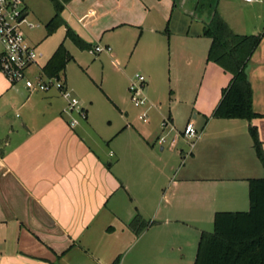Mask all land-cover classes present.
Returning <instances> with one entry per match:
<instances>
[{
  "label": "crops",
  "instance_id": "1",
  "mask_svg": "<svg viewBox=\"0 0 264 264\" xmlns=\"http://www.w3.org/2000/svg\"><path fill=\"white\" fill-rule=\"evenodd\" d=\"M216 12L236 34L264 35V0L66 4L63 19L92 49L111 48L92 55L76 46L103 56L100 76L90 72L96 61L85 60L92 81L104 79L111 65L129 92L132 69L145 76L149 122L141 121L139 132L127 122L114 128L109 121L111 130L96 126L92 102L68 74L71 62L84 66L68 47L73 42L66 39V27L64 39L57 40L60 29L38 39L27 29L28 42L40 53L33 76L65 44L72 60L64 81L74 97L80 95L87 119L72 128L78 113L69 111L58 91L11 85L0 72V264H194L201 235L213 232L217 212L250 210L248 181L264 177L250 129H257L264 152V117L251 122L213 117L232 80L208 61L212 40L205 30ZM167 63L177 86L166 108L151 85L163 80ZM247 72L253 109L264 116V38ZM204 84L203 101L211 108L201 106L197 113L192 103ZM181 110L186 125L193 122L198 130L194 148L179 139L176 152L160 146L157 154L151 137L158 133V140L165 119L175 126ZM138 215L149 223L140 234L130 228Z\"/></svg>",
  "mask_w": 264,
  "mask_h": 264
},
{
  "label": "trees",
  "instance_id": "2",
  "mask_svg": "<svg viewBox=\"0 0 264 264\" xmlns=\"http://www.w3.org/2000/svg\"><path fill=\"white\" fill-rule=\"evenodd\" d=\"M50 1L55 8V14L46 25L47 36L53 35L61 27H66V39L81 50H91L92 45L84 41L62 17L66 4L72 0ZM205 36L212 40L208 61L232 75L213 117L250 122L263 118L264 116L253 109V89L247 68L264 35L236 34L216 12L205 30ZM71 60L72 56L62 43L43 67L42 74L64 81L65 70ZM250 132L257 156L264 167V152L257 129L251 127ZM248 183L250 210L217 212L214 216L213 232H203L201 235L194 264H264V177L250 179ZM148 224L138 215L130 228L140 234ZM114 264H119V260Z\"/></svg>",
  "mask_w": 264,
  "mask_h": 264
},
{
  "label": "built area",
  "instance_id": "3",
  "mask_svg": "<svg viewBox=\"0 0 264 264\" xmlns=\"http://www.w3.org/2000/svg\"><path fill=\"white\" fill-rule=\"evenodd\" d=\"M246 3L263 2V0H244ZM29 13L24 0H0V72L11 85L23 84L30 91L49 92L58 91L67 101L69 111H77L79 118L71 122L75 128L79 120H86L87 113L81 107L79 100L68 90L65 81L56 77H45L42 73L33 76L31 70L37 65L40 53L32 46L24 33V28L33 30L39 28L28 21ZM111 51L110 47L96 46L90 50L92 55ZM146 78L136 74L130 82L129 93L135 108L142 110L139 120L148 123L150 101L145 93ZM162 133L158 144H176L179 139H198L199 133L193 122H189L183 131H178L170 119L162 124ZM173 134V135H172ZM194 148V143L191 144Z\"/></svg>",
  "mask_w": 264,
  "mask_h": 264
},
{
  "label": "rangeland",
  "instance_id": "4",
  "mask_svg": "<svg viewBox=\"0 0 264 264\" xmlns=\"http://www.w3.org/2000/svg\"><path fill=\"white\" fill-rule=\"evenodd\" d=\"M25 5L28 7L30 11V16L28 21L31 23H34L35 25H39V28L33 29L32 31H29L28 34L30 37L33 38H41V36L45 35L46 33V25L48 22L52 19V17L55 14V8L50 0H24ZM85 7V5H84ZM24 33L27 37V28H24ZM56 40L60 37H63L64 39V28H60V30L55 34ZM62 40V39H61ZM63 41V40H62ZM61 41V42H62ZM68 47L71 49V52L76 58H78L80 64L84 66L81 68L77 63L71 62L69 64L68 68V74L70 76V79L74 81L79 87H82L83 95L85 96V99L89 102H92V118L98 126L99 130H107L110 129L108 127V122H112V126L114 128L118 126V124L127 122L129 125H133L134 129L136 131H140V128L142 127V122L138 120V116L141 114L139 109L135 108L134 105L131 102L130 99V93L128 90H125L124 83L119 80V82L114 78L115 74L113 72V67L109 65L105 70V77L104 79H100V77H97L95 81H92L91 78L85 74V60L87 62L95 64L92 66V73L98 74V76L102 75V60L103 56H92L87 51H81L76 46L68 42ZM40 49L41 46H40ZM135 68L136 66H132V68ZM131 68V69H132ZM137 69H132L131 72H134L136 74H139L140 71H136ZM171 68L169 63L165 64L164 66V72H163V80H157L155 81L151 86L153 87L154 91L156 92V95L159 98V102H162V106L168 107L169 104H171V92L172 89L177 86L175 81H171ZM86 84V85H85ZM119 84V87H118ZM112 87H118V91L113 94L111 93ZM204 87H201L199 90V96L194 103V110L195 112L199 113L198 108L201 106L205 108L206 110H209L210 105L206 101H203L204 96ZM44 93V92H42ZM146 93V92H145ZM77 99L80 101V95L78 93L75 94ZM120 96V97H117ZM117 98V99H116ZM81 103V102H80ZM91 106V104H88ZM128 112L130 114V117L127 119L125 112ZM184 110H181L182 115L180 118V121H176L175 126L178 131H183L186 126V121L184 118ZM142 112V111H141ZM122 117H121V116ZM82 120H79V123ZM111 130V129H110ZM158 134V133H157ZM157 134L153 137H151L150 142L154 144L155 151L157 154L160 153V145L157 141ZM189 143H194L195 139L188 140ZM166 148V153L169 151H177L176 150V144L168 143L164 146ZM175 152L171 155H175ZM172 162V161H171ZM171 165V164H170ZM213 230V229H212Z\"/></svg>",
  "mask_w": 264,
  "mask_h": 264
}]
</instances>
